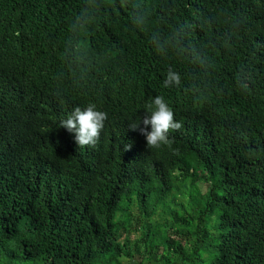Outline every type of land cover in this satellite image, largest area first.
<instances>
[{
  "label": "trees",
  "instance_id": "16d2710c",
  "mask_svg": "<svg viewBox=\"0 0 264 264\" xmlns=\"http://www.w3.org/2000/svg\"><path fill=\"white\" fill-rule=\"evenodd\" d=\"M158 95L182 127L147 149ZM90 103L80 147L59 122ZM135 255L264 264V0H0V264Z\"/></svg>",
  "mask_w": 264,
  "mask_h": 264
},
{
  "label": "clouds",
  "instance_id": "9594fccd",
  "mask_svg": "<svg viewBox=\"0 0 264 264\" xmlns=\"http://www.w3.org/2000/svg\"><path fill=\"white\" fill-rule=\"evenodd\" d=\"M163 86L165 88L180 87V74L170 68L165 75ZM107 119L106 112L97 110L96 106L90 103L83 109L79 106L74 107L67 118L59 122V128L74 134L75 143L78 146L94 147L100 139ZM141 123L144 127H139ZM148 126H150V131L147 130ZM181 127V123L175 120L173 109L165 101V98L159 95L155 96L151 103L145 105L143 118L129 125L131 131H139V134L145 137L147 149L171 147L174 138L170 137V133ZM130 148V143L124 146L125 151Z\"/></svg>",
  "mask_w": 264,
  "mask_h": 264
},
{
  "label": "rangeland",
  "instance_id": "374dc122",
  "mask_svg": "<svg viewBox=\"0 0 264 264\" xmlns=\"http://www.w3.org/2000/svg\"><path fill=\"white\" fill-rule=\"evenodd\" d=\"M207 187L208 186L204 185V183H199V189H200L201 193L206 192ZM158 214H160V213H158ZM154 218L158 222H162L163 221L162 218L159 215L154 216ZM130 232H131V235H130V244H131V246H133L135 244L139 245V236H138L139 233H134L131 229H130ZM184 245H186L185 242H184ZM141 256H142V254H141ZM141 256L140 255H135L132 259H124L123 263L124 264H139L141 259H142ZM142 264H158V263H154V262H151L149 259L143 258Z\"/></svg>",
  "mask_w": 264,
  "mask_h": 264
}]
</instances>
